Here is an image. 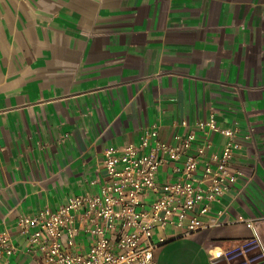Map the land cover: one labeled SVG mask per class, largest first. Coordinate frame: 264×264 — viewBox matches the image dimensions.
<instances>
[{"label":"crops","instance_id":"crops-1","mask_svg":"<svg viewBox=\"0 0 264 264\" xmlns=\"http://www.w3.org/2000/svg\"><path fill=\"white\" fill-rule=\"evenodd\" d=\"M211 117L241 141L240 176L211 205L222 225L164 232L156 264H228L254 235L264 248V0H0V233L12 263L40 264L18 218L97 193L108 147L153 128L170 145L193 133L190 155L209 158L225 142ZM172 166L158 182L175 180Z\"/></svg>","mask_w":264,"mask_h":264},{"label":"built area","instance_id":"built-area-1","mask_svg":"<svg viewBox=\"0 0 264 264\" xmlns=\"http://www.w3.org/2000/svg\"><path fill=\"white\" fill-rule=\"evenodd\" d=\"M204 127L196 123L197 129ZM208 130L225 139L221 153L209 158L198 159L204 155L202 147L195 149L197 157L190 155L193 133L175 136L178 143L170 145L153 128L143 133L137 145L108 147L97 193L68 198L54 211L18 218L26 252L38 257L40 264H156L154 250L166 243V229L188 236L221 226L219 219L225 212H213L211 205L240 176L231 164L241 141L236 127L219 129L212 117ZM168 163L173 165L175 180L160 183L158 169ZM236 221L252 228L251 221L242 217ZM81 238L88 244L84 252L77 250ZM16 251L7 232H1L0 264H13ZM224 258L228 264H264V248L254 235Z\"/></svg>","mask_w":264,"mask_h":264},{"label":"rangeland","instance_id":"rangeland-1","mask_svg":"<svg viewBox=\"0 0 264 264\" xmlns=\"http://www.w3.org/2000/svg\"><path fill=\"white\" fill-rule=\"evenodd\" d=\"M171 230H172V229L169 228V229H166L165 232H171ZM241 247H242V246H241ZM241 247H240V248H241ZM236 248H239V247H235L234 249H236Z\"/></svg>","mask_w":264,"mask_h":264}]
</instances>
